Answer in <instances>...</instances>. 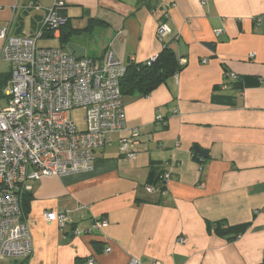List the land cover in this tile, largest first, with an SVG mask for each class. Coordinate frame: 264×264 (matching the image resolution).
Wrapping results in <instances>:
<instances>
[{"label":"crops","instance_id":"crops-1","mask_svg":"<svg viewBox=\"0 0 264 264\" xmlns=\"http://www.w3.org/2000/svg\"><path fill=\"white\" fill-rule=\"evenodd\" d=\"M54 1L0 0V28L33 37ZM63 2L58 12L67 21L43 32V47L73 54V44L92 58L112 51L128 65L168 45L181 68L146 95H123L125 130L95 151L91 172L31 181L23 219L32 253L0 264L262 263L264 0ZM160 21L170 28L161 40ZM4 63L0 57V97L12 69ZM245 76L259 84H234ZM135 129L137 155L127 160L119 138ZM151 167L171 171L165 192L146 190ZM46 211H64L70 222L60 228ZM219 222L246 228L230 241L215 232Z\"/></svg>","mask_w":264,"mask_h":264},{"label":"built area","instance_id":"built-area-1","mask_svg":"<svg viewBox=\"0 0 264 264\" xmlns=\"http://www.w3.org/2000/svg\"><path fill=\"white\" fill-rule=\"evenodd\" d=\"M63 6V0L54 1L33 37L14 36L8 28H0V57L12 68L0 97V260H26L32 253L21 206V195L31 190V181L91 172L95 151L125 130L120 80L126 64L122 60L112 51L102 58H76L62 48L36 44L44 31L66 23L67 18L58 12ZM168 33L169 26L160 21L158 38ZM231 76L236 78L234 73ZM77 107L84 109V130L76 128L70 114ZM137 135L135 129L131 136L119 138L120 152L127 160L136 158ZM170 177L171 171L163 173L165 188ZM145 188L158 190L151 185ZM44 218L60 228L70 222L64 211H46ZM106 225L104 220L99 224ZM129 264L142 263L132 258Z\"/></svg>","mask_w":264,"mask_h":264},{"label":"trees","instance_id":"trees-1","mask_svg":"<svg viewBox=\"0 0 264 264\" xmlns=\"http://www.w3.org/2000/svg\"><path fill=\"white\" fill-rule=\"evenodd\" d=\"M67 21V20H66ZM181 65L173 48L165 45L162 52L157 55L156 59L151 63H130L126 65V72L120 80V90L123 95L133 93L148 94L161 83L173 76L179 71ZM237 78V77H236ZM238 87L257 86L259 81L252 76H245L242 80L234 83ZM195 158L197 155L194 154ZM163 173L151 167L147 176L146 185H151L159 191L165 188L163 184ZM31 199V194L24 192L21 195L22 211L25 210L26 204ZM214 230L220 235H226L228 240H233L240 235L246 228L245 225L227 226L223 222L215 223ZM260 264H264V261Z\"/></svg>","mask_w":264,"mask_h":264},{"label":"rangeland","instance_id":"rangeland-1","mask_svg":"<svg viewBox=\"0 0 264 264\" xmlns=\"http://www.w3.org/2000/svg\"><path fill=\"white\" fill-rule=\"evenodd\" d=\"M53 3H52V5H53ZM46 40L47 39H37V46L43 47L45 44H47ZM4 62H6V61H4ZM7 64L8 63H4L5 66H8ZM70 114L75 121L76 128L78 130H84L86 128V122L84 119V109L82 107H77V108L73 109L70 112Z\"/></svg>","mask_w":264,"mask_h":264},{"label":"water","instance_id":"water-1","mask_svg":"<svg viewBox=\"0 0 264 264\" xmlns=\"http://www.w3.org/2000/svg\"><path fill=\"white\" fill-rule=\"evenodd\" d=\"M72 51H73V55L76 57V58H80V57H84V53H83V49L79 46H75L73 44H69L68 46ZM194 150L196 152V154L201 157V158H206L208 153L206 150H203L201 149L200 147L198 146H195L194 147Z\"/></svg>","mask_w":264,"mask_h":264}]
</instances>
